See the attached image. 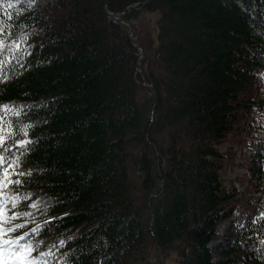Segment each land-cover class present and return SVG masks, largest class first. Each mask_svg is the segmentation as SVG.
I'll list each match as a JSON object with an SVG mask.
<instances>
[{
	"label": "trees",
	"instance_id": "trees-1",
	"mask_svg": "<svg viewBox=\"0 0 264 264\" xmlns=\"http://www.w3.org/2000/svg\"><path fill=\"white\" fill-rule=\"evenodd\" d=\"M17 1L0 0L26 43L0 34V157L22 183L0 184V226L21 225L25 259L264 264V0Z\"/></svg>",
	"mask_w": 264,
	"mask_h": 264
},
{
	"label": "rangeland",
	"instance_id": "rangeland-1",
	"mask_svg": "<svg viewBox=\"0 0 264 264\" xmlns=\"http://www.w3.org/2000/svg\"><path fill=\"white\" fill-rule=\"evenodd\" d=\"M52 0H36V3H45V2H49ZM2 5L4 4V1H2ZM14 7L16 9H21L24 11H28L31 7H32V2L30 0H18L16 2V4L14 5ZM158 18V14L156 12H148L144 15H142V17L138 20H136V24L138 26V28H142V26H145V28H143L142 30H144L146 33L148 32L149 35H151L154 38V30H155V23L156 20ZM7 27L1 28V32L0 34L2 35V39H3V46L6 47L7 46V50H15L18 48H21L22 45H25L26 43H19V41H15L17 40L14 35L9 31V29H6ZM141 30V31H142ZM141 33V32H140ZM240 153V151H239ZM242 157L238 159H236V162H240L242 161ZM242 170L239 167H231L230 169H228L227 171V179H232L235 177L236 173H241ZM236 185H238V183H236ZM239 186V185H238ZM241 188V187H240ZM47 203V198L46 197H37L35 199H33L32 201H30V204H32L35 207H42L44 205H46ZM21 205H25V204H21ZM27 205V204H26ZM11 211V210H10ZM9 215V210L7 211V213L5 214L4 220H7V216ZM2 225V223H1ZM227 223L221 226V232L223 233L226 229H227ZM217 244V242H213L212 246ZM14 245H9L5 247V251L3 256H0V260L2 259H8L9 257L13 256V247ZM177 258L175 256V253H172L171 255H167L164 262L166 264H174L176 262Z\"/></svg>",
	"mask_w": 264,
	"mask_h": 264
},
{
	"label": "snow or ice",
	"instance_id": "snow-or-ice-1",
	"mask_svg": "<svg viewBox=\"0 0 264 264\" xmlns=\"http://www.w3.org/2000/svg\"><path fill=\"white\" fill-rule=\"evenodd\" d=\"M25 135H27V133H25ZM4 139L5 138L3 136H0V144L3 143ZM16 143L19 145H26L30 143V140H17ZM22 174L23 173H20V175ZM10 175H12V173H9L7 171V168L4 167L3 158L0 157V184L6 186L7 183H16V184L22 183V181L19 180L12 181L8 179ZM7 211L8 210L4 208L3 203H0V222L4 220ZM10 214L12 216H16V213L14 212ZM19 227H21V225H13V227L9 229H4L2 226H0V256H3L5 247L9 245H17L20 249H22L20 251H15L12 257H9L8 259L0 260V264H32L31 260L25 259V255L28 251H30L31 246H29L28 248H24V246L20 245L19 243L23 239V237L17 236L12 239L6 238L7 232H11L15 228H19ZM25 236H27V233H25Z\"/></svg>",
	"mask_w": 264,
	"mask_h": 264
},
{
	"label": "water",
	"instance_id": "water-1",
	"mask_svg": "<svg viewBox=\"0 0 264 264\" xmlns=\"http://www.w3.org/2000/svg\"><path fill=\"white\" fill-rule=\"evenodd\" d=\"M105 11H106V14L108 15V16H110V17H112V18H119V17H117L116 16V14L115 13H111V12H109V10L107 9V7H106V5H105ZM120 19V18H119ZM120 20H122V21H124V22H126V23H128L129 25H131V23L129 22V21H125V20H123V19H120ZM133 38V36L131 35V39ZM142 51H143V48L141 47V46H138ZM142 55V53L140 54V56ZM149 85V88L152 90V85L151 84H148Z\"/></svg>",
	"mask_w": 264,
	"mask_h": 264
},
{
	"label": "bare ground",
	"instance_id": "bare-ground-1",
	"mask_svg": "<svg viewBox=\"0 0 264 264\" xmlns=\"http://www.w3.org/2000/svg\"><path fill=\"white\" fill-rule=\"evenodd\" d=\"M153 93V92H152Z\"/></svg>",
	"mask_w": 264,
	"mask_h": 264
}]
</instances>
